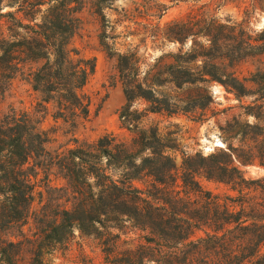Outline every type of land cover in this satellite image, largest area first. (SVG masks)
<instances>
[{
	"label": "trees",
	"instance_id": "obj_1",
	"mask_svg": "<svg viewBox=\"0 0 264 264\" xmlns=\"http://www.w3.org/2000/svg\"><path fill=\"white\" fill-rule=\"evenodd\" d=\"M3 4L14 10L0 12L11 23L8 35L0 36V99L25 66L36 64L27 79L40 95L39 106L47 113L52 104L54 119L76 127L90 112L83 88L95 68L70 47L84 0H0V10ZM257 7L264 10V0H254ZM245 22L190 14L169 24L162 41L184 45L191 39V46L161 55L155 71L144 76L137 49L117 53L126 97L120 119L134 133L130 143L106 134L91 144L75 139V147L59 153L48 148L53 138L30 114L0 113V264H20L27 244L33 247L31 264H45V256L67 246L75 229L99 240L106 264H194L203 250L201 264H264V177L247 178L241 169L257 162L264 167V68L249 78L235 69L264 55V28L252 31ZM108 27L104 19L101 42L111 54ZM213 82L238 98L254 97L243 108L256 122L235 117L223 131L238 129L241 146L186 156L180 182L171 153L175 140L140 123L149 113L205 110L213 102ZM137 100L146 103L144 110H132ZM38 168H56L70 189L71 206L50 218L33 205ZM196 176L224 182L237 193L205 191ZM31 219L37 227L29 238L24 227ZM127 229L139 231V245L120 254L117 241ZM197 230L205 236L193 238Z\"/></svg>",
	"mask_w": 264,
	"mask_h": 264
},
{
	"label": "rangeland",
	"instance_id": "obj_2",
	"mask_svg": "<svg viewBox=\"0 0 264 264\" xmlns=\"http://www.w3.org/2000/svg\"><path fill=\"white\" fill-rule=\"evenodd\" d=\"M13 10L14 8L3 4L0 12ZM190 14H201L204 18L215 17L219 23L225 24L247 21L244 26L252 31L264 28V10L254 8V0H84L83 8L78 14L80 27L70 47L79 53L78 57L95 63L94 71L83 88V92L91 99L88 117L85 120L79 119L74 127L63 119L53 118L52 113L55 110L52 104L45 113L38 104L39 93L32 89L27 79L29 69L35 68L36 64L25 66L23 73L18 74L12 81L8 92L0 99V113L15 109L30 114L53 138L48 148L59 153H66L68 149L75 147V139L81 144H91L106 134L130 143L134 133L120 119V111L126 104V97L117 76V53L137 49L142 60V76L148 70L155 71L154 66L161 55H173L181 48L183 51L190 48L191 39L184 45L162 41L163 32L167 31L169 24L185 20ZM104 19L113 27H108L110 37L106 38V42L112 47L111 54L101 42ZM8 21L6 17L0 18V36L8 35L11 24ZM172 61L171 57L166 58V62ZM200 64L201 61L197 62V65ZM261 68H264V55L248 58L235 67L240 78H249ZM247 85L254 88L249 81ZM209 93L213 102L205 110L197 109L194 112L174 115L149 113L140 123V126L145 128L157 126L161 133L169 134L175 140L176 148L171 153L175 158L180 182L186 156H208L214 151L226 148L230 143L233 147L241 146L238 141V129L232 132L231 129L228 132L223 131V127L227 128L228 123H234L235 117L239 118L241 123L256 122L254 116L244 115L243 108L253 104L254 97L238 98L217 82L209 84ZM145 108L144 101L137 100L132 105V110L142 111ZM32 164L31 162L30 165ZM241 169L247 178L264 177V167L258 162L241 166ZM37 171L33 204L37 214L50 218L54 216L55 211L70 207L71 202L67 201L70 189H67V181L58 170L38 168ZM196 179L205 191L213 194L237 193V190L224 182L204 176H196ZM136 185L139 186V183ZM36 227L34 219L24 227L29 238L36 232ZM201 236H205L204 230H197L193 238ZM138 245L139 231L127 229L118 239L116 251L121 254L125 250H134ZM32 249L30 244L24 246L20 264H31ZM205 253L203 250V253L197 255L194 264H201L200 258ZM45 264L106 263L99 240L75 229L67 246H62L58 251L45 256Z\"/></svg>",
	"mask_w": 264,
	"mask_h": 264
},
{
	"label": "bare ground",
	"instance_id": "obj_3",
	"mask_svg": "<svg viewBox=\"0 0 264 264\" xmlns=\"http://www.w3.org/2000/svg\"><path fill=\"white\" fill-rule=\"evenodd\" d=\"M220 142V141H219ZM215 143H217V142H215ZM219 145V144H218Z\"/></svg>",
	"mask_w": 264,
	"mask_h": 264
}]
</instances>
